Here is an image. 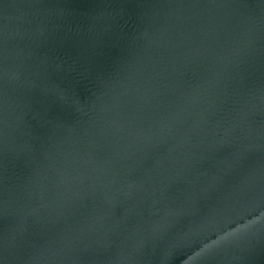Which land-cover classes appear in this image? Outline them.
I'll use <instances>...</instances> for the list:
<instances>
[{
    "label": "water",
    "instance_id": "95a60500",
    "mask_svg": "<svg viewBox=\"0 0 264 264\" xmlns=\"http://www.w3.org/2000/svg\"><path fill=\"white\" fill-rule=\"evenodd\" d=\"M0 264H264V0H0Z\"/></svg>",
    "mask_w": 264,
    "mask_h": 264
}]
</instances>
